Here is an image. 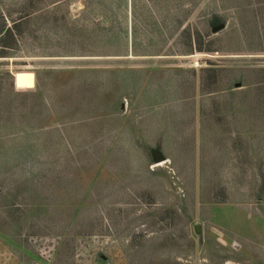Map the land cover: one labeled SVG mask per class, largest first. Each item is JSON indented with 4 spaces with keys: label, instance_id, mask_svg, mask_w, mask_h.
<instances>
[{
    "label": "rangeland",
    "instance_id": "1",
    "mask_svg": "<svg viewBox=\"0 0 264 264\" xmlns=\"http://www.w3.org/2000/svg\"><path fill=\"white\" fill-rule=\"evenodd\" d=\"M0 264H264V0H0Z\"/></svg>",
    "mask_w": 264,
    "mask_h": 264
},
{
    "label": "water",
    "instance_id": "2",
    "mask_svg": "<svg viewBox=\"0 0 264 264\" xmlns=\"http://www.w3.org/2000/svg\"><path fill=\"white\" fill-rule=\"evenodd\" d=\"M159 158H160V157H159ZM159 158H158V159H159Z\"/></svg>",
    "mask_w": 264,
    "mask_h": 264
}]
</instances>
